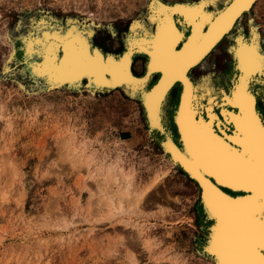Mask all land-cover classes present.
<instances>
[{"label": "rangeland", "instance_id": "rangeland-1", "mask_svg": "<svg viewBox=\"0 0 264 264\" xmlns=\"http://www.w3.org/2000/svg\"><path fill=\"white\" fill-rule=\"evenodd\" d=\"M206 1L208 9L218 11L229 0ZM148 3L0 0V264H206L196 250L198 193L189 183L185 186L188 191H183L169 178L165 188L152 193L147 207L132 208L131 212L125 204L123 215H109L101 203L108 186L95 175L96 164L88 168L79 162L82 160L72 161L62 144L73 133L76 145H91L96 161L121 157L122 165H133L135 185L142 189L161 168L163 158L158 145L146 139L139 96L134 99L120 89L113 91L120 92L117 96L110 92L96 97L79 91L46 92L26 81L25 73H18L22 65L17 72H8L12 49L7 32L17 38L37 19L60 27L63 33L73 25L80 30L85 26L94 46L124 53L131 22L147 13ZM252 12L255 40L264 52V0ZM246 24L244 21L241 33L247 41L250 28ZM238 37L234 34L230 39L234 45L216 49L204 69L194 71L197 80L205 76L203 85L195 82L202 104L210 99L218 101L230 90L234 78L231 54ZM138 57L134 68L140 63ZM136 75L143 78L145 73ZM153 78L146 81L144 92L156 82ZM260 81L255 86L258 97L264 95V72ZM178 91L173 90L165 104L170 125ZM105 98L109 99L103 101ZM120 137L125 141L118 144ZM144 239L157 247L151 246V254L142 244Z\"/></svg>", "mask_w": 264, "mask_h": 264}, {"label": "bare ground", "instance_id": "bare-ground-1", "mask_svg": "<svg viewBox=\"0 0 264 264\" xmlns=\"http://www.w3.org/2000/svg\"><path fill=\"white\" fill-rule=\"evenodd\" d=\"M260 1L249 0L248 4L244 5L241 11L232 18L227 28L208 44L207 48L199 54L193 64L184 70L183 77L173 80L172 84L165 91L164 98L161 101L158 122L153 121L152 111L147 98L160 86L165 77L164 71L153 67L158 51L157 44L162 38L164 29L167 25H171L172 31L179 34V39L172 45V50L177 55H181L192 45L194 39L197 37L196 24L199 23L196 17L190 20L186 12L199 9L203 16L208 17L211 23H202L200 25V34H207L211 31L212 26L217 23V18L233 7L235 0H229L218 11L208 9L206 0L198 2L188 0L177 2L149 0L147 13L131 22L130 35L125 41L126 50L120 55L106 52L99 46H94L89 40L91 32L89 33L88 28L85 26L83 30H80L76 27L77 25H73L66 33H63L60 27L53 26V24L45 20L37 19L29 24L28 31L19 34L17 38L8 32L6 34V38L12 49L8 61V72L10 69L17 72L18 65H22V69L18 73H25L26 81L32 82L37 90L42 91L44 88L43 91L46 92L58 90L79 91L86 92L93 97L98 93H110L120 89L124 91L122 92L124 94H131L132 96L130 97L134 99L139 96L140 101H142L141 108H143L142 111L145 117L146 139L150 144L158 145L163 158L160 164L161 168L148 181H145L142 189L139 188L140 185L138 187L135 185L136 172L133 165L130 163L128 166L122 165L121 162L123 160H121V157L96 161V152L90 150L91 145L89 146L85 142L76 145V136L73 133L72 136H66L67 138L64 140L62 138V144L72 161L78 162L82 160V162H79L88 168L94 165V163L96 164L95 175L97 174L98 178L101 177L102 181L108 186L104 192L105 195L102 194L101 203L106 209L105 212L109 215L123 213L125 204L128 205L130 210L132 208L142 209L143 206L147 207L152 200V193L165 188L168 184L167 182H169V178L170 181L171 179L175 181L177 187L183 188V191H188L185 186L189 183L198 193L195 206L198 211L196 215L193 213L194 217L196 216L195 219L198 218L199 223L195 230L198 233L196 235L195 232L197 241L196 250L206 264H217V261L209 257L214 256L211 247L212 242L218 235V230L221 229V219L218 215L213 214L210 209L209 186L216 187L225 199L231 201L249 200L251 195L245 188L220 184L215 177H209L197 172L186 159L188 138L185 134V123H182L183 114L186 109V97H188L190 91L191 99L188 100V104L191 106L192 119L194 121H209V109H211L215 133L228 142L232 141L237 130V125L230 121L228 116L238 118L241 110L238 104L226 103L225 101L232 98L237 84L244 75V70L241 67V58L238 54L242 42L247 43L249 46L255 44L257 53L264 55V52L255 40L256 30H254L251 17L253 9ZM244 21L247 22L246 25L250 28V38L247 41L242 37L241 33ZM91 23L92 25L94 24L93 22ZM150 26L154 27V32L147 30ZM189 30L190 33L187 34ZM234 34L239 35V37L235 40L236 46L231 54L234 66L233 84L228 92L225 91L221 94L218 101L210 99L202 104L204 101H200L197 96V84L192 79L190 72L211 58L214 51L218 48L220 49L221 45L224 42L227 43ZM232 45H234V42L228 47ZM137 57L139 61L142 58L146 59L145 76L143 78L134 73ZM125 61H127L129 77L138 81L139 86L130 84L127 80L119 77L120 66ZM262 74L263 72L259 69L253 71L246 86L248 94L253 96L254 110L255 100L259 95L255 86L261 82ZM156 75H158V79L152 88L144 92L143 87L146 81L151 80ZM175 89L180 90L178 92L179 99L175 105L177 107L172 112L174 121L170 125L165 117L164 110L169 96ZM225 113H227V116ZM256 118L257 121H260V112H256ZM145 130L143 129V131ZM124 141V139H117L116 143L119 144V142ZM60 146L62 147V145ZM107 154L110 155L109 153ZM128 207L127 209L129 210ZM159 207L162 210L165 209L164 206L159 205ZM128 221L130 222V220ZM229 223L230 217H226L225 226H228ZM142 233L141 231L140 236H138L141 237ZM151 242L152 240L149 242V240L144 239L142 243L150 251V254L153 252H151L154 249H151L153 246L157 248L156 245L152 246ZM177 260L174 261L177 262ZM172 263L174 262L172 261Z\"/></svg>", "mask_w": 264, "mask_h": 264}, {"label": "snow or ice", "instance_id": "snow-or-ice-1", "mask_svg": "<svg viewBox=\"0 0 264 264\" xmlns=\"http://www.w3.org/2000/svg\"><path fill=\"white\" fill-rule=\"evenodd\" d=\"M248 2L235 0L233 7L217 18V23L207 34H200V25L211 23L208 17L203 16L199 9L187 11L189 19L196 17L199 23L196 24L197 37L181 55L172 50L179 34L172 31L171 25L166 26L157 44L153 64L154 68L164 71L165 77L147 98L154 122L159 120L161 101L173 80L183 77L184 70L227 28L232 18ZM238 54L244 75L232 98L225 101L238 104L241 110L238 118L228 116L237 125L232 141L228 142L215 133L211 109L209 121L192 119L189 91L182 119L188 138V153L185 156L197 172L215 177L220 184L245 188L251 195L249 200L231 201L225 199L216 187L209 186L210 209L221 219V229L211 246L214 256L209 258L217 261V264H264V95L256 98L254 110L253 96L248 94L246 87L253 71L259 69L264 72V55L257 53L255 44L249 46L245 42H242ZM118 75L128 83L139 86V82L128 75L127 61L120 66ZM256 112L261 113L260 121H257ZM226 217H230L228 226H225Z\"/></svg>", "mask_w": 264, "mask_h": 264}, {"label": "crops", "instance_id": "crops-1", "mask_svg": "<svg viewBox=\"0 0 264 264\" xmlns=\"http://www.w3.org/2000/svg\"><path fill=\"white\" fill-rule=\"evenodd\" d=\"M151 31L152 32H154V27H151ZM190 33V30L187 32V34H189ZM246 34V33H245ZM232 44V41L230 40L229 42H227V43H223L221 46H222V49L223 48H228V46H230ZM103 48V47H102ZM103 50L104 51H107V50H105L104 48H103ZM123 51V50H122ZM122 51L120 52V53H114V52H111V53H114V54H116V55H118V54H121L122 53ZM109 52V51H108ZM219 60H217V62H218ZM223 61V60H222ZM141 62H142V64H141ZM207 64V61L204 63V64H201L198 68H203L205 65ZM212 65V64H211ZM212 66H214L215 67V63L212 65ZM138 68H134V72L136 73V74H138V75H143L144 74V72H145V67H146V59L145 58H142L141 59V61H140V63L138 64V66H137ZM198 68H196V69H193V71H191L190 72V75H191V77H192V79L196 82V83H201L202 85H203V82H204V79H205V76L202 78V79H196L195 77H194V75H193V73H194V71H196ZM204 69V68H203ZM158 79V75H156V76H154V78H153V80L154 81H156ZM179 90V89H178ZM179 92V91H178ZM113 93H115L114 95L115 96H117V94L116 93H120V92H113ZM111 94V93H110ZM96 97V96H95ZM109 98H105L103 101H106V100H108ZM120 140H122V138L120 137L119 138ZM187 229H189V230H191L192 228L191 227H189V226H187ZM190 243L192 244V242H194V240H193V237L191 236L190 238ZM195 255H197V253L196 252H194V256ZM193 255H192V253L191 254H189V259H190V262L192 261V257ZM198 256V255H197Z\"/></svg>", "mask_w": 264, "mask_h": 264}, {"label": "trees", "instance_id": "trees-1", "mask_svg": "<svg viewBox=\"0 0 264 264\" xmlns=\"http://www.w3.org/2000/svg\"><path fill=\"white\" fill-rule=\"evenodd\" d=\"M126 138H128V137H126Z\"/></svg>", "mask_w": 264, "mask_h": 264}]
</instances>
